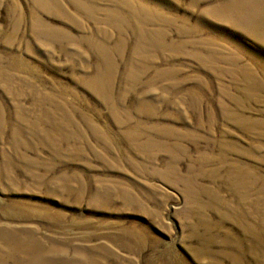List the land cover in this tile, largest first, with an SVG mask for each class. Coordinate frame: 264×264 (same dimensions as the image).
Returning <instances> with one entry per match:
<instances>
[{
  "label": "rangeland",
  "instance_id": "374dc122",
  "mask_svg": "<svg viewBox=\"0 0 264 264\" xmlns=\"http://www.w3.org/2000/svg\"><path fill=\"white\" fill-rule=\"evenodd\" d=\"M237 2L0 0V264H264Z\"/></svg>",
  "mask_w": 264,
  "mask_h": 264
},
{
  "label": "bare ground",
  "instance_id": "6f19581e",
  "mask_svg": "<svg viewBox=\"0 0 264 264\" xmlns=\"http://www.w3.org/2000/svg\"><path fill=\"white\" fill-rule=\"evenodd\" d=\"M236 5L241 6L246 21H249V23L257 21L264 24V0H239ZM249 10H251L250 13L245 14Z\"/></svg>",
  "mask_w": 264,
  "mask_h": 264
}]
</instances>
